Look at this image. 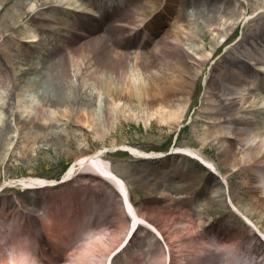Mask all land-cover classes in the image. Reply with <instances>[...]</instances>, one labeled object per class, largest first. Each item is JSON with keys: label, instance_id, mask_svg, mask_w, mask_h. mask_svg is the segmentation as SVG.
<instances>
[{"label": "bare ground", "instance_id": "obj_1", "mask_svg": "<svg viewBox=\"0 0 264 264\" xmlns=\"http://www.w3.org/2000/svg\"><path fill=\"white\" fill-rule=\"evenodd\" d=\"M154 3L153 16L149 19H146V16L138 18L134 28L129 32L143 33L147 38L155 33L151 38L152 50L148 51V54L143 52L145 55L142 57L137 53L123 50L124 40L129 34L125 35V32L115 24L110 26L108 42L103 37L90 36L81 39L78 31L79 33L83 31L84 23L87 21H96L94 17L101 14L98 9H101L102 13L105 11L106 15L118 12L124 17L127 15L125 11H128L134 14L130 17L137 18L145 12L146 5L130 7V0H86L82 6L78 5V9L63 18L61 27H55L54 24H49V21L42 23L54 29L46 31L41 37L42 42L36 46L43 53L36 56L37 66L39 62L41 65L37 72L40 77L37 80L33 78L34 83L39 85L41 81L48 80V76H54L57 80L63 76L69 87L63 88L59 94H51L49 85L43 86L46 82H42L38 90L22 92L23 98L35 104V111L32 117H29L31 109L18 117H22L23 122L28 120L30 124L33 121L35 124L33 126L45 128L53 126L63 130L66 126L64 120L70 114L76 124L83 126L84 130L96 131V136L100 139L114 130L120 114H125L127 119L143 120L145 123L151 119L170 123L183 118L184 113L188 111L187 108L191 106L196 80L205 61L213 54L207 58L208 53L204 52V45L196 49L189 44V50L182 46L183 41L193 39L179 17L184 0H155ZM171 12L175 13L172 17L179 22L176 27L179 30L173 25H166L161 19L163 14ZM235 13L239 16L244 15L239 10L237 12L235 10ZM262 15L264 12L259 11L247 18L249 27L246 34L243 33L240 40L229 45L220 56V62L213 66L209 79L205 80V96L202 99L204 104L200 105L202 114L205 113L207 118L206 126L199 133L201 141L203 143L215 141L219 163L224 168L222 172L221 168L210 163L217 172V175L211 174L208 182L213 188L209 195L211 203L215 201L225 203L227 198L233 203V184L227 179L231 175L230 172L237 173L240 175L239 184L246 193V199L245 202L233 205L247 222L244 223L237 216L229 214L225 220L211 224L209 219L205 220L195 212L194 203L191 207L188 205L185 208L176 202L181 196L168 192L160 193L161 204L148 202L134 204L129 196L128 185L112 170L111 164L102 158L104 150H98L75 158L64 174L68 179L77 171L83 172L84 176L89 174L112 184L119 192L113 190L115 194L111 192V200H107L109 202L107 210L111 212L109 215L111 217L106 226L100 222L82 223V227L85 225L90 227L97 223L91 233L83 232L79 236L99 242L86 243L87 247L79 256L89 254L95 258L91 259L92 262L89 261L94 264H113V253L126 250L129 246L122 248L123 240L128 239L132 232L130 228L127 230L128 226L137 225L138 228L148 229L158 241L167 240L165 242L167 250L159 246L158 241L144 240L156 251V258L164 255L165 261L167 256H171L169 252L172 246L179 240H197L202 243V239H208V243L213 246H208L210 251L204 256H199V251L188 264H264V75H261L263 83L260 85L259 95L253 94L249 88L250 84L256 83L260 77L253 66L264 70V53L262 54L264 33L260 42L248 40L247 37L250 31L257 28L256 23ZM121 16L119 19H113L121 20ZM42 20L37 23H41ZM70 22H73L70 35L66 36L64 41H60L62 30L67 28ZM58 28L60 30H57ZM89 30L86 31L87 34H90L92 29ZM232 33L218 42L216 48L225 43ZM234 53H239L236 59L230 56ZM228 57L233 60L230 64ZM7 81L5 75V80L0 85V107L8 103ZM252 98H257L255 104ZM127 113H131V116H126ZM139 113L142 114V118L139 117ZM5 126L7 124L0 130H5ZM16 136V142H19L18 135ZM112 144V149H115L117 144L114 142ZM118 147L143 157L164 155L159 152H145L129 144H119ZM174 153L176 155L178 152L174 151L172 154ZM189 153L196 154L192 151ZM9 183L48 188L55 182L41 177L24 176ZM126 194L128 195L124 196ZM181 198H187V195ZM53 199L52 196L51 200ZM191 199L192 196H188L183 201L189 204ZM94 202L98 204L102 200L96 196ZM168 208H176L173 210L177 215L171 214ZM125 209L129 212L128 216ZM114 211L117 214L115 216ZM78 215L79 213L75 214V221H78ZM78 226H81L80 221ZM110 226L115 227L113 233ZM126 230L129 232L124 238H120ZM141 241L140 237L136 243L141 244ZM32 244L31 239H24L23 244L17 247L18 254L12 257V263L17 260L18 264H34L37 256L26 250ZM136 245L132 247H138ZM177 250L180 253V249ZM215 250L222 252L220 259L217 253H213ZM144 259L147 260L148 256L146 255ZM171 260L172 257L170 262ZM68 262L83 264L74 258Z\"/></svg>", "mask_w": 264, "mask_h": 264}, {"label": "rangeland", "instance_id": "obj_2", "mask_svg": "<svg viewBox=\"0 0 264 264\" xmlns=\"http://www.w3.org/2000/svg\"><path fill=\"white\" fill-rule=\"evenodd\" d=\"M85 1L0 0V85L5 80V75L9 83L8 103L0 107V128L7 124L5 130H0V263L13 264L12 257L18 254L17 247L23 244L28 233L35 237L34 240L31 239L36 242L35 244L43 240V244L39 243L37 247L32 244L26 248L29 253H37L40 259L37 264L62 262H55L47 256L51 249L59 251L57 258L72 255L71 258L79 259L83 264H94L90 263L91 259H95L94 257L89 254L82 256L79 254L87 247L86 243L96 244L95 242L99 241L90 240L85 236L78 237L77 233L89 231L82 227L84 221L103 223L110 219L111 212L103 202L99 205V212L102 214L96 216L91 210V203L96 196L104 202L110 199L109 184L98 178L92 180L87 174L79 176L74 181L76 183L73 182L71 185L57 186L43 191L35 188L26 189L21 185H10L8 182L23 176L57 179L75 158L97 150H108L103 154V159L109 161L112 170L127 183L134 204L143 202L156 204L160 200L161 192H170L179 196L186 192L194 197L193 209L205 220L209 219V222L217 224L232 214L245 222L243 216L232 207L231 201L211 203L209 195L213 188L208 184L212 174L209 168L201 165L197 159L190 160L188 157L171 153L176 150L174 147H189L207 162L215 164L222 172L224 171L223 165L219 163V152L216 150L215 141L203 143L199 135L207 121L206 114H202L200 108L205 96V80L209 79L213 66L220 62V56L225 49L240 40L243 33L246 34L249 27L247 18L256 15L259 11L264 12V0H184L185 6L180 15L181 23L185 30L192 34L193 39L183 41L182 45L188 47L190 44L196 49L204 45V52L208 53L207 58L213 54L205 61L193 87L191 106L187 108L188 111L184 113L183 118L170 123L158 122L155 119L145 123L143 120L127 119L125 114H120L114 130L103 139L96 136V131L84 130L83 126L76 124L70 114L64 120L66 126L63 130L53 126L47 128L33 126L35 125L33 121L30 124L28 120L23 122L22 117H18L30 109L29 117H32L35 111V104L23 98L22 92L36 91L42 82H46L43 86L49 85L51 94H59L63 88L69 87L63 76L58 80L54 76H48V80L41 81L39 85L34 83V79L40 77L37 72L41 65V62L38 66L36 64V56L39 52V48L36 47L39 42L37 39L41 38L43 28L46 27L42 23L59 22L62 14L67 12V8L78 9V5L82 6ZM152 1L155 0H132L131 3L149 6L151 10ZM150 10L147 12L148 15ZM235 10L243 12L244 15L239 16ZM116 14L117 12L107 19L102 17L99 23L94 24L93 34L105 35L108 22L112 17L117 16ZM40 19H43L41 23H37ZM166 22L179 30L176 28L178 23L172 16H168ZM256 26L257 28L250 31V35L247 36L248 40L258 38L261 41L264 33V15ZM230 33L232 34L226 42L216 48L218 42ZM140 36L138 41L126 40L125 45L128 50L143 51L144 44ZM140 55L142 56L141 53ZM230 56L233 57V54ZM232 61L228 57V64ZM126 116H131V113H127ZM139 117L142 118V114L139 113ZM16 135L19 142H16ZM176 135L177 139H175ZM112 142L116 143L117 147L119 144H129L142 151L159 152L164 155L156 159H145L125 150H112ZM210 169L216 172L211 167ZM229 174L231 175L227 180L233 184V202L235 204L245 202L246 193L240 187V175L235 172ZM52 196L53 200H51ZM184 203L185 201L182 202ZM41 207L44 209L42 210ZM183 207H187L186 204ZM85 211L91 215L86 220ZM77 213H79L78 221H75L74 217ZM113 215H117L115 211ZM109 228L113 233L115 227ZM127 230L120 238H124L129 232ZM134 233L130 240H123V245L125 244L123 247L129 245L126 250L112 254L113 264H188L199 251L198 254L201 255L203 252H208L204 248L205 243L183 239L174 243L169 252L171 256H167L165 261L164 255L156 258V251L144 241L147 239L158 241L148 229L138 228ZM140 237L141 244L136 243ZM165 242L159 240L158 244L167 250ZM136 244L138 247H132ZM177 249H180V253ZM146 255L147 260L144 259ZM170 257H172L171 262ZM220 257L221 254L218 259ZM14 264H18L17 260H14Z\"/></svg>", "mask_w": 264, "mask_h": 264}]
</instances>
